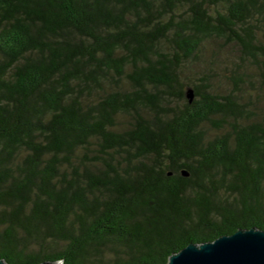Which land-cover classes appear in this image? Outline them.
<instances>
[{"label": "trees", "instance_id": "obj_1", "mask_svg": "<svg viewBox=\"0 0 264 264\" xmlns=\"http://www.w3.org/2000/svg\"><path fill=\"white\" fill-rule=\"evenodd\" d=\"M250 228L264 0H0V259L167 264Z\"/></svg>", "mask_w": 264, "mask_h": 264}, {"label": "water", "instance_id": "obj_2", "mask_svg": "<svg viewBox=\"0 0 264 264\" xmlns=\"http://www.w3.org/2000/svg\"><path fill=\"white\" fill-rule=\"evenodd\" d=\"M186 97L191 103L194 98L191 89L187 90ZM181 175L187 177L188 173L182 171ZM0 264L6 263L0 259ZM41 264L62 263L46 261ZM167 264H264V231L255 228L238 230L213 242L188 244L179 252L172 254Z\"/></svg>", "mask_w": 264, "mask_h": 264}, {"label": "rangeland", "instance_id": "obj_3", "mask_svg": "<svg viewBox=\"0 0 264 264\" xmlns=\"http://www.w3.org/2000/svg\"><path fill=\"white\" fill-rule=\"evenodd\" d=\"M259 106V108H260V105H258Z\"/></svg>", "mask_w": 264, "mask_h": 264}]
</instances>
